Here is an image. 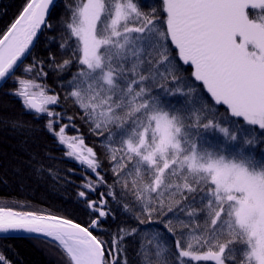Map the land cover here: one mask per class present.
I'll return each mask as SVG.
<instances>
[{
  "label": "snow or ice",
  "instance_id": "6c2138e0",
  "mask_svg": "<svg viewBox=\"0 0 264 264\" xmlns=\"http://www.w3.org/2000/svg\"><path fill=\"white\" fill-rule=\"evenodd\" d=\"M52 4L27 0L0 34V81L14 75ZM160 4L157 12L142 10L140 0H78L65 22L67 40H74L72 58L55 67L66 69L73 61L79 66L68 81L72 90L67 98L94 134L110 142L105 147L114 182L99 199L89 198L97 186L107 184L98 171L97 153L83 138L67 137L69 125L61 123L62 113L47 107L58 104L60 97L47 95L35 80L17 79L13 94L24 108L46 114L47 132L94 175L85 179L82 189L87 191L78 196L96 215L83 226L51 213L0 207V233L23 231L49 238L61 247L67 264H128L123 241L136 235V227L119 228L110 240L94 234L111 214L107 197L116 199L119 184L134 198L124 203L126 212L140 224L147 217L162 225L150 241L155 251L141 246L144 264H264V160L245 151L260 141L248 134L230 151L209 146L204 135L218 132L233 143L244 126L264 133V0ZM161 18L163 29L158 27ZM40 63L24 71L47 75ZM182 66L190 68L191 82L181 75ZM196 82L208 102L177 107L162 99L160 93L191 97ZM216 106H223L237 131L217 119ZM11 123L14 129L25 128L22 121ZM113 128L120 132L117 146ZM162 232L172 237L171 249ZM0 264H9L4 255Z\"/></svg>",
  "mask_w": 264,
  "mask_h": 264
},
{
  "label": "trees",
  "instance_id": "16d2710c",
  "mask_svg": "<svg viewBox=\"0 0 264 264\" xmlns=\"http://www.w3.org/2000/svg\"><path fill=\"white\" fill-rule=\"evenodd\" d=\"M26 2L27 0H0V34L14 22ZM77 2L78 0L57 1L32 52L0 89V207L16 211L51 213L87 226L96 213L87 208L78 192L87 191L82 189V184L87 177L95 179L94 175L86 166L66 155L69 149L59 144L57 139L47 132L44 127L46 114L26 110L22 99L13 94L19 87L17 79L23 78L35 80L47 95L55 94L60 97L58 104L47 107L62 113L61 123L69 125L66 128L67 137H81L87 147L94 149L101 161L98 171L107 181L106 185L97 186L96 192L89 193V198L97 200L100 192L106 193L109 190L107 185L114 182L105 147L110 142L94 134L89 124L82 118L79 108L67 98L72 90L68 81L79 66L73 61L66 69L59 70L55 67L64 59L72 58L74 40H67L65 22L70 19L71 7ZM140 3L144 11L156 8L159 12L161 7L160 0H140ZM158 27L161 29L164 27L162 18L158 22ZM65 40L67 46L62 49L60 45ZM34 62H42L40 67L47 75L24 71ZM190 71L188 66L181 68V75L188 82L192 79ZM29 91L38 94L40 89L30 88ZM160 94L168 104L177 107H192L210 100L199 86V82H196V92L191 97L179 93L171 96ZM216 108L220 113L217 119L223 118L224 126H230V131H237L233 118L225 114L223 106ZM69 116L73 117L72 121L67 119ZM12 121L24 122L25 128L14 129ZM112 131L115 133L112 143L113 146H117L120 142V132L116 128ZM248 134L255 136L260 142L255 149L246 148L245 151L254 152L258 159L264 160V140H261L264 133L259 129L244 126L243 131H237V142L233 143H229L218 132L209 131L204 135L210 142L209 146L218 149L223 145L234 151L243 144ZM114 190L117 193L116 199L107 197L108 203L105 206L111 214L102 222L100 230H94V234L101 239L110 240L119 228L136 227L138 229L136 235L126 236L123 246L128 264H144L143 256L140 254L141 246L154 252L155 242L150 241L154 233L161 231L162 225L156 219L149 222L147 217H143L145 222L140 224L133 213L123 209L125 202L131 204L133 201L131 194H125L119 184L115 185ZM198 204L197 199L193 206ZM180 216L186 221L189 219L183 213H180ZM161 239L171 249L172 237L162 232ZM0 255H4L9 264H67L66 255L61 247L50 240L0 238Z\"/></svg>",
  "mask_w": 264,
  "mask_h": 264
},
{
  "label": "water",
  "instance_id": "95a60500",
  "mask_svg": "<svg viewBox=\"0 0 264 264\" xmlns=\"http://www.w3.org/2000/svg\"><path fill=\"white\" fill-rule=\"evenodd\" d=\"M57 2V0H53V4L49 6V12L48 14L46 15V23L50 17V14L53 10V7L55 5V3ZM46 25V24H45ZM45 25H42L41 26V29L38 31L37 33V36L34 38L33 40V44L30 46L29 48V51L27 53H25V55L23 57H21V60L17 62V65L16 67L14 68L13 71H15L23 62L24 60L26 59V57L30 54V52L32 51L35 43L37 42L40 34L42 33ZM9 78H6L5 80L3 81H0V88L2 87V85L8 80ZM38 102V101H37ZM0 238H25V239H44V240H50L52 241L51 239L49 238H46L40 234H35V233H26V232H23V231H18V232H9V233H0Z\"/></svg>",
  "mask_w": 264,
  "mask_h": 264
},
{
  "label": "bare ground",
  "instance_id": "6f19581e",
  "mask_svg": "<svg viewBox=\"0 0 264 264\" xmlns=\"http://www.w3.org/2000/svg\"><path fill=\"white\" fill-rule=\"evenodd\" d=\"M57 1H58V0H57ZM56 3H57V2H56ZM56 3H55V4H56ZM54 6H55V5H54ZM53 9H54V7H53ZM52 11H53V10H52ZM51 13H52V12H51ZM50 15H51V14H50ZM48 20H49V19H48ZM47 22H48V21H47ZM46 24H47V23H46ZM45 26H46V25H45ZM40 35H41V34H40ZM39 37H40V36H39ZM38 39H39V38H38ZM37 41H38V40H37ZM35 44H36V43H35ZM34 46H35V45H34ZM33 48H34V47H33ZM32 50H33V49H32ZM31 52H32V51H31ZM31 52H30V53H31ZM29 55H30V54H29ZM29 55H28V56H29ZM28 56H27V57H28ZM27 57H26V59H27ZM26 59H25V60H26ZM25 60H24V61H25ZM19 67H20V66H19ZM19 67H18V68H19ZM18 68H17V69H18ZM17 69H16V70H17ZM16 70H15V71H16ZM15 71H14V72H15ZM6 82H7V81H6ZM6 82H5V83H6ZM5 83H4V84H5ZM4 84H3V85H4ZM3 85H2V86H3ZM0 89H1V88H0ZM37 101L39 102L38 99H37Z\"/></svg>",
  "mask_w": 264,
  "mask_h": 264
},
{
  "label": "rangeland",
  "instance_id": "374dc122",
  "mask_svg": "<svg viewBox=\"0 0 264 264\" xmlns=\"http://www.w3.org/2000/svg\"><path fill=\"white\" fill-rule=\"evenodd\" d=\"M37 99L39 100V96L37 95Z\"/></svg>",
  "mask_w": 264,
  "mask_h": 264
}]
</instances>
